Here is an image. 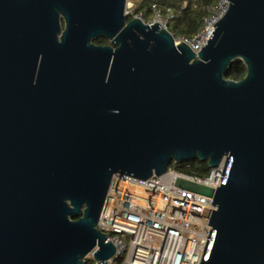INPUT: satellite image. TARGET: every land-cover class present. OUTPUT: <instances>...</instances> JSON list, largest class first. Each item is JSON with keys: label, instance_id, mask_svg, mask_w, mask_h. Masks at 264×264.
I'll return each instance as SVG.
<instances>
[{"label": "water", "instance_id": "obj_1", "mask_svg": "<svg viewBox=\"0 0 264 264\" xmlns=\"http://www.w3.org/2000/svg\"><path fill=\"white\" fill-rule=\"evenodd\" d=\"M228 1L195 54L127 0H0V264H107L114 175L223 156L199 264H264V0Z\"/></svg>", "mask_w": 264, "mask_h": 264}, {"label": "built area", "instance_id": "obj_2", "mask_svg": "<svg viewBox=\"0 0 264 264\" xmlns=\"http://www.w3.org/2000/svg\"><path fill=\"white\" fill-rule=\"evenodd\" d=\"M192 0L193 8L205 10L201 26L191 36H173L197 54L208 40L217 22L228 8V0H213L201 5ZM187 1L181 9L187 7ZM128 4L125 14H133ZM170 7L152 4L147 17L137 12L144 23H158L169 30L174 18ZM227 157L209 167L204 176L185 174L168 167L161 175L139 179L131 175H114L97 222V228L110 241L114 254L107 264H199L211 230L210 214L216 206L212 196L220 186ZM107 232V233H106ZM93 264H100L87 255Z\"/></svg>", "mask_w": 264, "mask_h": 264}, {"label": "trees", "instance_id": "obj_3", "mask_svg": "<svg viewBox=\"0 0 264 264\" xmlns=\"http://www.w3.org/2000/svg\"><path fill=\"white\" fill-rule=\"evenodd\" d=\"M184 1H187V7L181 9V5ZM201 5L212 4L213 0H199ZM152 4H156L160 7H170L175 15L172 22V27L169 29L174 35L191 36L197 32L201 26L202 17L206 14L205 10L192 7V0H140L135 3L133 14L127 15V20H130L137 12H142L145 17L150 13ZM96 43H103L105 39L98 38ZM246 73V68L243 62L239 59H235L230 64L226 78L231 80H240ZM170 167L185 174H193L197 176H204L208 171L206 162H200L198 160L171 163ZM74 219L77 216L73 217ZM84 264H93L90 258H86Z\"/></svg>", "mask_w": 264, "mask_h": 264}, {"label": "rangeland", "instance_id": "obj_4", "mask_svg": "<svg viewBox=\"0 0 264 264\" xmlns=\"http://www.w3.org/2000/svg\"><path fill=\"white\" fill-rule=\"evenodd\" d=\"M139 1L140 0H127V4L133 8L135 6V3L139 2ZM172 22H173V20L169 24V29L172 27ZM86 258H88V256Z\"/></svg>", "mask_w": 264, "mask_h": 264}, {"label": "flooded vegetation", "instance_id": "obj_5", "mask_svg": "<svg viewBox=\"0 0 264 264\" xmlns=\"http://www.w3.org/2000/svg\"><path fill=\"white\" fill-rule=\"evenodd\" d=\"M98 39V38H97ZM103 39H105V38H103ZM95 42V41H94ZM96 43V42H95ZM96 44H98V45H106V44H109V41L107 40V39H105V42H103V43H96Z\"/></svg>", "mask_w": 264, "mask_h": 264}, {"label": "bare ground", "instance_id": "obj_6", "mask_svg": "<svg viewBox=\"0 0 264 264\" xmlns=\"http://www.w3.org/2000/svg\"><path fill=\"white\" fill-rule=\"evenodd\" d=\"M141 21H142V20H141ZM142 22H143V21H142ZM143 23H144V22H143ZM145 24H148V23H145ZM152 24H154V23H152ZM148 25H151V24H148ZM163 29H164V28H163ZM173 42H174V40H173ZM179 44H181V43H175V42H174V45H175V46H178ZM186 46H187V45H186ZM189 49H190V48H189Z\"/></svg>", "mask_w": 264, "mask_h": 264}]
</instances>
